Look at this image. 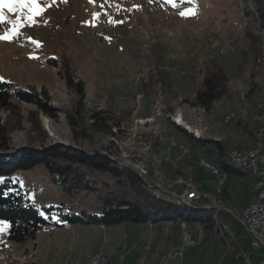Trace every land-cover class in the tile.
<instances>
[{
  "label": "rangeland",
  "instance_id": "1",
  "mask_svg": "<svg viewBox=\"0 0 264 264\" xmlns=\"http://www.w3.org/2000/svg\"><path fill=\"white\" fill-rule=\"evenodd\" d=\"M174 2L175 6L168 0H37L43 10L33 17L31 23L19 13L4 8L5 19L0 21V36L11 32L13 25L8 20L16 21L19 17L20 23L17 25L18 34H12L9 39H0V81L38 93L46 91L50 105L56 109L55 116L50 118L34 106L19 105L21 126L11 134L10 153L28 147L43 150L63 146L59 145L60 142L89 154H106L111 149L122 166L132 168L143 176L147 174L148 162L152 160L156 167V183L160 184L157 187L166 191L168 185L169 188L174 185H170L171 181L160 171L161 162L179 159L174 166L178 168L187 157L191 164H196L197 169L183 167L185 176L171 182L184 184L186 189L180 193L183 194L191 188L202 193L195 185L192 170L196 173L202 169L205 176L218 175L199 165L201 151L183 141L176 130L177 126L206 140V149L215 148V142L225 143L230 152L251 149L256 139L241 137L236 121L241 120L244 124L253 122L257 125V131L264 129V66L254 79L251 65L243 64L239 50L240 46L248 44L244 41L247 26L264 35L258 16L255 20L247 18L244 13L246 8L253 7L254 0ZM189 9L192 10L191 14L181 15V12ZM230 45L236 47L234 52L230 53ZM214 53L222 57V64L229 69L227 88L230 98L221 101L212 112L175 102L173 113L167 115L163 113L161 104H154L152 100L146 103L140 96L129 98L127 95L137 81H148L153 66H162L165 73L179 74L180 70L175 67L179 63H196ZM67 68L71 70L75 83L82 81L85 85L86 112L108 109L115 116V112L120 111L118 115L121 119L129 112V118H124L126 121L120 128L111 126L113 135L88 133L91 122L84 124L77 121L73 126L71 115L74 114L77 98L67 87ZM255 82L259 89L254 90ZM232 114H235L233 120L226 122V118ZM77 124L80 126L75 129ZM77 131L78 138L75 136ZM86 133L90 137L85 138ZM157 139L163 148L160 153L152 155ZM206 159L212 160V155L208 154ZM247 177L240 184L241 192H236L241 193L238 194L240 198L249 196L251 185ZM14 179L27 198L39 207H61L63 212L67 208H73L76 212L84 209L97 212L93 208L96 200L92 195L69 196L63 193L51 181L44 166L19 171ZM230 179L239 184L237 176L230 175ZM152 189L154 193L161 190ZM254 195L255 191L252 198ZM214 208L224 210L216 199ZM186 212L191 214L194 211L188 208ZM219 219L221 226L225 225L224 232L214 236L206 245H200L198 241V245L187 246L184 264H221L228 251L234 250L230 247V241L234 239L241 248L254 253L255 260L259 259L258 252L251 248L250 238L243 226L231 215L222 212H219ZM128 226L132 228L135 225ZM5 227L9 228V223L0 222L1 231ZM137 227L142 228V225ZM115 230L119 241V235L123 238V229ZM117 241L108 237L103 245L109 249ZM126 245L124 241L123 249ZM166 251L158 256L160 264L162 257L169 252ZM7 260L8 257L0 251V264H6ZM142 262L147 264L146 259L137 264Z\"/></svg>",
  "mask_w": 264,
  "mask_h": 264
},
{
  "label": "trees",
  "instance_id": "2",
  "mask_svg": "<svg viewBox=\"0 0 264 264\" xmlns=\"http://www.w3.org/2000/svg\"><path fill=\"white\" fill-rule=\"evenodd\" d=\"M263 2V0H254L253 7L246 8L244 13L247 18L255 19L258 16L257 19L260 20V27L264 32ZM244 41L248 44L240 46L242 61L244 65H251L255 79L264 66V35L258 33L252 26H247L244 31ZM221 59L222 57L214 53L196 63H179L175 66L180 70L179 74L165 73L161 69L162 66H153L148 81H137L127 95L129 98L140 96L146 100V103L149 100L154 104L159 103L163 113L167 115L173 113L175 102L188 104L207 113L212 112L221 101L230 98L227 88L229 69L222 64ZM66 78L67 87L77 98L74 114L71 115L74 127L77 121L84 124L91 122L89 124L91 131L88 133L113 135L111 126L116 125L120 128L126 121L124 118H129L127 112V116L124 115L121 119L118 110L115 116L108 109L86 112L84 83L82 81L75 83L69 68ZM253 88L254 90L260 88L257 82ZM22 104L34 106L50 118L55 116L56 110L50 105V97L46 91L38 93L33 89H22L12 83L0 81V222L9 223L8 240L11 243L25 244L34 241L37 232L50 223L53 216L61 217L65 224L86 223L103 226H116L122 223L170 224L171 228L166 229L174 238L177 237L181 224L185 223L194 241L197 235L202 233L201 241L199 239L201 235L198 238L200 245H206L214 236L224 232L225 225L221 226L219 216L214 209H205L200 203L191 208L180 206L172 199L174 195L186 189L184 184H172L178 177L185 176L183 167L197 169L196 164H191L187 157L178 168H175V162L179 159L161 162L160 171L172 182L169 184L175 186L173 190V187L169 188L168 185L166 191L157 187L160 184L156 183L158 181L154 176L156 167L152 160L148 162L147 174L143 176L132 168L122 166L111 149L106 154H89L82 149H73L72 145L70 148L56 145L43 150L34 147L22 148L10 153L11 134L21 126L22 114L19 105ZM79 126L80 124H77L75 129ZM236 127L241 137L256 139L257 125L253 122L244 124L241 120H237ZM176 130L181 134L183 141L191 147L199 148L202 153L199 158L205 159L219 173L250 175L229 163L230 151L227 150L225 143L215 142V148L206 149V140L197 138L181 126H177ZM78 133L79 131L75 134L77 138ZM87 137H90V134L86 133L85 138ZM162 148L161 141L157 139L153 145L152 155L160 153ZM208 154L212 155V160L206 159ZM38 166L45 167L51 181L63 193L69 196L92 195L96 200L93 208L97 212L92 213L89 209L76 212L73 208H67L65 213L61 207L37 206L27 198L15 181L14 175L19 171H29ZM191 174L196 181L198 174L194 170ZM150 186L170 195L157 198ZM188 208L194 212L187 214ZM230 246L234 250L230 253L228 251L221 264H238L236 253L241 246L235 241H230ZM109 263L108 260L106 264Z\"/></svg>",
  "mask_w": 264,
  "mask_h": 264
},
{
  "label": "crops",
  "instance_id": "3",
  "mask_svg": "<svg viewBox=\"0 0 264 264\" xmlns=\"http://www.w3.org/2000/svg\"><path fill=\"white\" fill-rule=\"evenodd\" d=\"M196 173L198 175L195 185L204 195H213L217 202L224 207L222 213L231 215L233 218L250 202L254 194V179L250 175L227 174V181L220 185L217 176L213 174L205 176L202 169ZM230 175L237 176L239 184L236 180L230 179ZM247 176H249L251 185L249 196L240 198L238 194L241 195V193L237 194L236 192L241 190L244 179H248ZM234 195L236 196L234 197ZM124 224L126 226H123ZM128 224L135 226L129 228ZM139 225H142V228L137 227ZM122 226L123 228H120ZM108 228L110 230H107ZM166 228H171L170 224L122 223L116 226L86 223L65 224L61 217L53 216L50 223L44 225L37 232L35 240L25 244L11 245L12 243L6 238L9 228L5 227L3 231L0 228V251L5 257H8L6 264H88L91 256L101 249L105 250L107 259L110 261L109 264H137L143 259H146L147 264H160V260L158 262L160 253L164 250L171 251L183 244L184 241L181 229H179L177 237L174 238L169 235ZM115 229H123V238L122 235H119V241L116 239L117 230ZM108 237L117 241V244L114 242L112 246H109V249L103 245ZM124 241L127 245L123 249ZM233 241L236 242V239ZM194 243L191 241L188 246L196 245ZM236 244L241 246L240 243L236 242ZM260 255L258 252V258ZM127 260L129 261L127 262Z\"/></svg>",
  "mask_w": 264,
  "mask_h": 264
},
{
  "label": "built area",
  "instance_id": "4",
  "mask_svg": "<svg viewBox=\"0 0 264 264\" xmlns=\"http://www.w3.org/2000/svg\"><path fill=\"white\" fill-rule=\"evenodd\" d=\"M177 72V71H176ZM231 158L235 162L241 163V165H251L252 172H256L257 175L261 178V191L259 192V203L251 204L249 202V210H246L245 213L235 214L234 218L243 226L244 231L247 236L250 238L251 248L257 252H260V258L258 260L254 259L255 254L250 253L244 248L240 249L239 255H245V262L240 264H264V155H254V158H247V155L237 154L231 155ZM200 166H206L202 164V159L200 161ZM214 170L217 173L219 178L220 185L225 184L228 177L224 173H219L215 168H209ZM151 188L155 187L150 186ZM170 195V194H166ZM179 201H191L194 203H200V205L208 206L207 195L200 193L194 197L187 200ZM217 215L219 212H222L223 209H215ZM181 236L183 240H186L187 243L181 244L175 255L170 257L169 264H184V253L188 246V243L191 241L195 242L194 244L198 245V238L202 233H199L194 241L192 239L191 233L186 227L185 223H182L180 226ZM189 241V242H188ZM104 260V249H101L95 253V263L94 264H103Z\"/></svg>",
  "mask_w": 264,
  "mask_h": 264
},
{
  "label": "bare ground",
  "instance_id": "5",
  "mask_svg": "<svg viewBox=\"0 0 264 264\" xmlns=\"http://www.w3.org/2000/svg\"><path fill=\"white\" fill-rule=\"evenodd\" d=\"M231 47V45L229 46ZM228 47V48H229ZM236 50V47H231V52H234ZM225 53V52H224ZM226 54V53H225ZM175 71V70H174ZM177 73V72H176ZM145 78V77H144ZM146 79H147V75H146ZM235 117V114H232L231 116H228L226 118V122H230L233 120V118ZM237 154H242V155H247V158H254V155H264V129H258V131L256 130V141L254 143V146L251 148V149H247V150H234V151H231L229 153V157H228V161L231 165H233L235 168L239 169V170H242V171H245L247 172L248 174H250L251 178L254 179L255 181V195L254 197L251 199V204H258L259 203V192L261 191V178L257 175L256 172H252V168H251V165H241V163L239 162H235L232 158H231V155H237ZM202 164L203 165H207L208 167L206 168H214L213 166H211L207 161L205 160H202ZM214 172V170H212ZM215 174H217L216 172H214ZM225 174V173H224ZM228 177V175H226ZM192 187V186H191ZM190 187V188H191ZM198 191V190H197ZM190 192L192 194H190ZM200 194V192H196L193 188L189 189L187 192H184L183 194H177V195H172V199L174 200V202L177 203V205H184V206H187V207H193L195 204L197 203H194V202H191V201H179V200H187V199H190L192 197H194L195 195H198ZM155 195L157 196V198H161V197H164V196H168L166 194L163 193V191L161 190H158L155 192ZM171 198V197H170ZM207 203L209 205L208 206H205V209H208V210H213V207L215 206V198L211 195H207ZM217 205V204H216ZM195 207V206H194ZM199 207V206H198ZM215 209V208H214ZM217 209V208H216ZM219 209V208H218ZM246 210H249V203L248 205H246L243 210H241L240 214L241 213H245ZM216 212V211H215ZM217 214V213H216ZM225 228V227H224ZM226 229V228H225ZM200 241L202 239V235L200 236ZM177 249L176 250H172V251H169L168 253H166L162 259H161V264H169V260H170V257L171 256H174L175 253H176ZM240 252V251H239ZM239 252L237 254V259H238V264L240 263H244L245 262V255H239ZM108 261L107 257H106V254H105V251H104V260H103V264H106ZM95 263V255L92 256L90 258V261H89V264H94ZM140 264H146L144 262L140 263Z\"/></svg>",
  "mask_w": 264,
  "mask_h": 264
},
{
  "label": "snow or ice",
  "instance_id": "6",
  "mask_svg": "<svg viewBox=\"0 0 264 264\" xmlns=\"http://www.w3.org/2000/svg\"><path fill=\"white\" fill-rule=\"evenodd\" d=\"M169 3H173L175 6L174 0H168ZM187 2L191 3L192 0H187ZM7 8L9 12L19 13L24 19L28 20L29 23L33 21V17L38 15L43 9L40 8L37 0H0V21L5 19L3 15V9ZM26 10V12H25ZM192 10H186L185 12H181V15L191 14ZM8 23L13 25L11 32L6 34L5 36H0V39H9L12 34L17 33V25L20 23V19L16 21L8 20Z\"/></svg>",
  "mask_w": 264,
  "mask_h": 264
},
{
  "label": "water",
  "instance_id": "7",
  "mask_svg": "<svg viewBox=\"0 0 264 264\" xmlns=\"http://www.w3.org/2000/svg\"><path fill=\"white\" fill-rule=\"evenodd\" d=\"M59 145H63L64 147L70 148V145L68 143L60 142Z\"/></svg>",
  "mask_w": 264,
  "mask_h": 264
}]
</instances>
